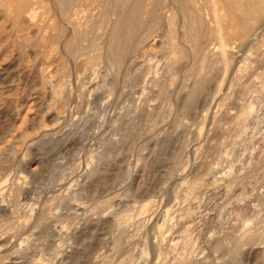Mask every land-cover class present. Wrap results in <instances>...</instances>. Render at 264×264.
Instances as JSON below:
<instances>
[{
  "label": "rangeland",
  "instance_id": "obj_1",
  "mask_svg": "<svg viewBox=\"0 0 264 264\" xmlns=\"http://www.w3.org/2000/svg\"><path fill=\"white\" fill-rule=\"evenodd\" d=\"M231 6L0 0V264H264V2Z\"/></svg>",
  "mask_w": 264,
  "mask_h": 264
},
{
  "label": "bare ground",
  "instance_id": "obj_2",
  "mask_svg": "<svg viewBox=\"0 0 264 264\" xmlns=\"http://www.w3.org/2000/svg\"><path fill=\"white\" fill-rule=\"evenodd\" d=\"M214 2V1H213ZM264 0H231L233 8H236L241 13V20L245 30L251 26V24L256 20L257 14L262 10ZM221 3V2H220ZM228 4V3H227ZM226 4V5H227ZM230 6V5H229ZM231 6V7H232ZM218 7V6H217ZM230 8V7H229ZM215 10V9H214ZM231 10V9H230ZM264 10V9H263ZM232 11V10H231ZM237 13V10H236ZM240 13H237L238 15ZM230 14H233L230 13ZM236 14V15H237ZM234 15V14H233ZM263 15V14H262ZM235 16V15H234ZM216 24V23H215ZM257 25V24H256ZM242 26V27H243ZM219 27V26H217ZM253 27V26H252ZM249 29V28H248ZM247 29V31H248ZM246 31V32H247ZM251 32V31H250ZM244 33V32H243ZM223 40V39H222ZM221 40V41H222ZM227 45V41L223 40L222 48L224 49ZM185 186V185H184ZM195 186V185H194ZM193 193V192H192ZM190 195V194H189ZM189 215V213H188Z\"/></svg>",
  "mask_w": 264,
  "mask_h": 264
}]
</instances>
